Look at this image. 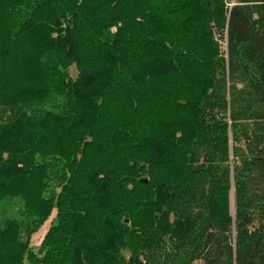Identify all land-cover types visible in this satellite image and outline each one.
Returning a JSON list of instances; mask_svg holds the SVG:
<instances>
[{
	"label": "trees",
	"instance_id": "obj_1",
	"mask_svg": "<svg viewBox=\"0 0 264 264\" xmlns=\"http://www.w3.org/2000/svg\"><path fill=\"white\" fill-rule=\"evenodd\" d=\"M259 19L264 0H0V215L22 202L0 264H264Z\"/></svg>",
	"mask_w": 264,
	"mask_h": 264
},
{
	"label": "rangeland",
	"instance_id": "obj_2",
	"mask_svg": "<svg viewBox=\"0 0 264 264\" xmlns=\"http://www.w3.org/2000/svg\"><path fill=\"white\" fill-rule=\"evenodd\" d=\"M235 2H236V0H225L226 7H231ZM258 22H261V24H262V21L260 19ZM262 25L264 26V24H262ZM216 33H218V32H216ZM218 34H220V33H218ZM218 40H220V52L222 55H224L227 58L225 41H224V39L221 40L220 38H218ZM69 73H70V76L72 79H76L78 76L77 67L72 66L69 69ZM249 79L251 81V77H249L248 80ZM240 86H241V84H240ZM233 144H235V143L232 142L231 147L234 148ZM233 153H234V150L232 149V155H233ZM21 205H22V202L20 200H16V199L15 200L9 199V200H6V202H3V206L1 209V211L3 213L0 215V220H2V219L5 220V218L7 219V217H18L19 216L18 212H19ZM231 207H232V212L234 214L235 212H234V198H233V196H232V206ZM54 218H55V213L49 219V221L37 233H35V235L31 239V245L33 246L34 251H36V252L38 251V248H39L43 238L47 234V231L49 230V228L51 226V222ZM27 264H29V262H27Z\"/></svg>",
	"mask_w": 264,
	"mask_h": 264
},
{
	"label": "water",
	"instance_id": "obj_3",
	"mask_svg": "<svg viewBox=\"0 0 264 264\" xmlns=\"http://www.w3.org/2000/svg\"><path fill=\"white\" fill-rule=\"evenodd\" d=\"M141 182L147 183V180L146 179H142Z\"/></svg>",
	"mask_w": 264,
	"mask_h": 264
}]
</instances>
